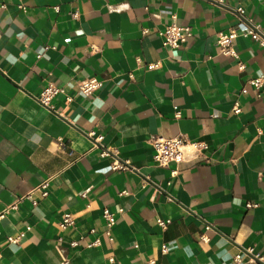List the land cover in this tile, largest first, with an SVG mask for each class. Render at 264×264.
<instances>
[{
  "label": "crops",
  "instance_id": "0c3cea01",
  "mask_svg": "<svg viewBox=\"0 0 264 264\" xmlns=\"http://www.w3.org/2000/svg\"><path fill=\"white\" fill-rule=\"evenodd\" d=\"M239 6L264 25V0H0V264H237L248 247L264 264V85L250 83L264 47L239 36L236 58L217 44ZM173 19L194 28L177 57L160 36ZM90 77L102 86L79 94ZM50 83L64 90L54 108L37 100ZM156 135L205 141L207 158L174 174L154 161Z\"/></svg>",
  "mask_w": 264,
  "mask_h": 264
},
{
  "label": "built area",
  "instance_id": "2783aa9c",
  "mask_svg": "<svg viewBox=\"0 0 264 264\" xmlns=\"http://www.w3.org/2000/svg\"><path fill=\"white\" fill-rule=\"evenodd\" d=\"M221 2V1H220ZM21 9L25 7L23 5L19 6ZM58 9V7H56ZM237 13L239 14V23L229 29V31H220L217 35V44L220 47V51L226 55H230L233 57H238V51L236 49L235 43L239 36L241 37H250L256 41H258L264 47V25L261 23H255L251 19H249L245 15V8L243 6H239L236 8ZM194 28L191 25H181L175 19H173L170 23H168L165 28L160 31V36L163 40V44L167 47L171 53L172 57H177L179 54L180 47L184 45L188 39L193 36ZM139 67L145 66L147 69H155L159 66L158 63H148L143 65V63L138 62ZM241 67L243 65L241 64ZM133 76V75H131ZM250 83L255 86V88L259 91L264 85V76L260 75L250 79ZM103 82L98 77H90L86 78L79 82L78 93L82 95H93L101 86ZM64 90L57 86L55 83H50L47 87H45L41 94L37 97V100L40 104L54 108L52 105V100L59 93ZM246 88L243 89V92H246ZM260 93V92H259ZM260 95V94H259ZM67 100L71 101L73 98L71 96H67ZM233 112L236 114L241 113L242 107L239 101H236L233 106ZM94 132H91L90 135L94 136ZM103 135L99 134L95 137L96 147H101L102 155L109 156L111 155V151L102 146ZM152 146L154 147V161L157 165L161 167H170L175 165L176 168L172 170V173L176 174L179 171V168L184 163L196 164L207 157L205 156V150L208 148V144L205 141H191L184 135H178L175 137H165L156 135L150 139ZM112 167L115 170H137L135 167L129 165L127 161H121L119 158H114ZM49 186L50 179L42 182L37 190L41 191L43 196H47L49 194ZM24 198H32V195L29 194L25 197H22L20 200ZM33 203L36 204L37 200L32 199ZM248 206H252V204H248ZM10 208H17V204H13ZM124 208H120L118 210L119 213H124ZM103 216L105 219V233L112 239L113 238V227L117 223L118 217L115 212H113L109 207H104ZM170 219L158 218L157 223L163 228H167L170 223ZM75 217L72 213H65L60 221V226L63 229L72 227L75 225ZM211 226L207 225L206 229H210ZM92 232H95L94 230ZM19 237L9 236L8 240L11 242H17ZM200 240L203 242L210 241L209 236L206 233H202L200 235ZM79 244L78 240L71 241L72 246H77ZM101 244L100 237H96L89 246H98ZM166 247H163L165 250ZM243 250L235 256V260L237 264H254L259 263L263 260V257L256 253L253 247L246 248L245 252L249 253L250 256L247 260L243 259ZM113 260V258H111ZM154 263L155 261H151Z\"/></svg>",
  "mask_w": 264,
  "mask_h": 264
}]
</instances>
